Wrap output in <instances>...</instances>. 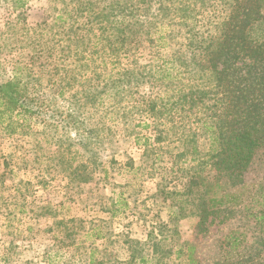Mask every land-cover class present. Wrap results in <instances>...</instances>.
I'll use <instances>...</instances> for the list:
<instances>
[{
    "label": "trees",
    "instance_id": "obj_1",
    "mask_svg": "<svg viewBox=\"0 0 264 264\" xmlns=\"http://www.w3.org/2000/svg\"><path fill=\"white\" fill-rule=\"evenodd\" d=\"M54 1L63 3L54 24L60 18L70 25L63 28L68 34L61 38L63 47L80 51L88 39L86 45L98 47L96 56L127 59L128 66L103 88L136 96L142 111L155 122V142L173 137L181 147L170 154V166L159 172L156 184L155 196L167 203L168 218L151 224L145 241L128 238L127 259H115L94 246L86 247L90 262L210 264L196 242L179 241V220L196 218V232L206 235L241 210L259 226L258 240L231 228L219 242L215 264H264V178L257 183L246 179L264 154V0ZM26 2L12 0L18 20ZM49 23L44 18V24ZM175 41L178 47L168 59L155 51ZM143 49L150 50L151 61L136 66ZM24 68L16 65L14 77L0 82V124L6 127L14 115L29 116L35 106L40 108L18 74ZM53 69L61 72L57 64ZM62 69L59 87L72 79L69 68ZM145 82L152 86L148 97L137 93ZM157 88L167 90V97L155 94ZM90 96L97 102V94ZM75 233L65 226L60 242L73 240Z\"/></svg>",
    "mask_w": 264,
    "mask_h": 264
},
{
    "label": "rangeland",
    "instance_id": "obj_2",
    "mask_svg": "<svg viewBox=\"0 0 264 264\" xmlns=\"http://www.w3.org/2000/svg\"><path fill=\"white\" fill-rule=\"evenodd\" d=\"M13 5L0 0V82L14 77L16 65L25 66L18 74L40 108L14 115L8 127L0 124V264H95L86 253L94 246L125 260L128 238L145 241L151 224L168 218L167 203L155 196L156 184L159 172L170 166V154L181 150L179 142L169 137L157 144L155 122L136 96L103 88L128 66L127 59L96 56L98 47L86 45L88 39L80 51L63 47L69 22L59 18L56 25L53 19L61 1L27 0L20 20ZM175 47L176 41L155 51L168 59ZM136 60V66L148 65L150 50H140ZM63 66L72 79L59 87ZM151 92L145 82L137 93ZM154 92L167 97L163 88ZM95 94L97 102L91 100ZM263 178L264 154L246 174L251 183ZM196 221L179 220V241L196 242L210 264L218 262L219 242L231 228L258 240L259 226L241 210L206 235L196 232ZM65 226L76 233L62 244Z\"/></svg>",
    "mask_w": 264,
    "mask_h": 264
}]
</instances>
